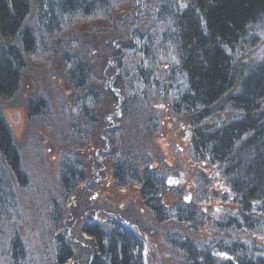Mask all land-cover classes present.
Returning <instances> with one entry per match:
<instances>
[{"label": "rangeland", "instance_id": "obj_1", "mask_svg": "<svg viewBox=\"0 0 264 264\" xmlns=\"http://www.w3.org/2000/svg\"><path fill=\"white\" fill-rule=\"evenodd\" d=\"M115 1L110 21L99 15H77L60 27L65 35L76 31L98 45L84 56L94 71L93 84L102 92L95 110L88 109L94 122L77 112L58 57L44 49L26 57L14 96L0 99V110L27 176V185L21 188L0 164L12 194L10 208L0 219L1 264H9V247L15 236L23 247L21 264H55L59 239L73 254L65 264H84L92 246L81 229L92 221L103 223V229L117 222L132 231L136 235L135 245H130L132 257L141 258L139 264H186L184 245L212 250L216 245L242 242L255 250L264 248V230L235 231L225 222L240 213V207L232 201L215 168L193 156L188 120L174 115L166 86H155L147 93L134 84L129 86L135 79L137 58L132 49H136L137 40L121 38L118 28L128 24L123 27L132 30L139 21L144 23L146 8L154 0H142L141 17L134 14L133 5ZM26 23L36 28L33 7ZM253 29L255 43L238 55L239 62L264 61V23ZM41 35L49 50L54 40L49 37L54 35ZM114 39L122 41L114 49L123 70L113 69L109 62ZM159 63L154 82L168 65ZM111 69L120 77L110 86L107 77ZM37 97L45 100L46 111L42 117L27 120L25 102ZM259 113L264 115V104ZM230 114H213L199 128L216 123L220 117L228 119ZM119 157L139 169L137 176L148 170L147 175L157 179L156 201L151 202L154 207L161 205L157 215L144 206L139 184L129 180L126 186L116 185L111 164ZM67 164H76V173L84 177L69 195L60 186V172ZM172 173L177 180L168 186L166 180ZM213 257L216 264H223V249L216 247Z\"/></svg>", "mask_w": 264, "mask_h": 264}, {"label": "trees", "instance_id": "obj_2", "mask_svg": "<svg viewBox=\"0 0 264 264\" xmlns=\"http://www.w3.org/2000/svg\"><path fill=\"white\" fill-rule=\"evenodd\" d=\"M119 1L133 5L134 14L141 15L142 0ZM114 6L115 0H0V99L14 96L26 57L44 49L58 57L77 112L94 122L88 109L95 110L102 92L95 88L94 71L84 56L98 45L76 31L65 35L60 27L77 15L85 18L99 15L110 21ZM32 7L35 29L26 23ZM145 12L144 23L139 21L134 29L123 27L128 24L118 28L121 38L127 37L129 42L131 38L137 40L136 49H132L137 58L135 79L129 86L134 84L146 93L155 86H166L165 94L171 98L169 104L174 115H183L188 120L193 156L215 168L228 186L232 201L240 207L241 212L225 222L235 231L264 230V115L259 113L264 104V61L246 64L237 60L255 43L251 33L264 23V0H154ZM43 33L48 37L54 35L49 37L54 39L49 50ZM117 40L111 43L109 62L118 71L123 70V64L114 49L122 44ZM159 61L168 65L154 82ZM113 69L107 77L110 86L117 82L112 83L113 79L120 77ZM24 108L27 120L42 117L46 102L42 97L29 98ZM223 112L232 115L199 128L211 115ZM0 164L6 167L14 184L21 188L27 185L1 110ZM75 167L76 164H67L60 172V186L65 195L84 178L76 173ZM111 169L118 187L130 181L139 184L144 206L157 215L161 205L151 204L156 201L157 179L147 175L150 171L142 173L141 178L137 176L139 169L120 157L115 158ZM5 177V170L0 167V219L12 199L11 184ZM103 228V223L95 221L82 227L92 246V253L86 252L88 259L84 264H139L141 258L132 257L131 251L136 235L117 222L108 230ZM236 244L228 247L215 244V248L224 251L223 264H264V248L255 250L248 243ZM56 245L55 264H65L73 258L68 244L59 239ZM184 246L186 264L217 263L213 257L215 248ZM9 250L8 263L21 264L24 252L18 237L12 239Z\"/></svg>", "mask_w": 264, "mask_h": 264}, {"label": "water", "instance_id": "obj_3", "mask_svg": "<svg viewBox=\"0 0 264 264\" xmlns=\"http://www.w3.org/2000/svg\"><path fill=\"white\" fill-rule=\"evenodd\" d=\"M177 180V176L172 173L170 177L166 180V185L171 186L174 185V182ZM184 200H187V197L184 198Z\"/></svg>", "mask_w": 264, "mask_h": 264}]
</instances>
